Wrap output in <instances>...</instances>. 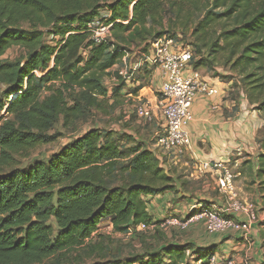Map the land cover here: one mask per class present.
I'll return each mask as SVG.
<instances>
[{
  "label": "trees",
  "instance_id": "16d2710c",
  "mask_svg": "<svg viewBox=\"0 0 264 264\" xmlns=\"http://www.w3.org/2000/svg\"><path fill=\"white\" fill-rule=\"evenodd\" d=\"M97 18L111 25L102 43L88 31ZM164 36L193 47L194 68L235 72L264 119V0H0V264H190L188 248L196 259L214 253L163 236L146 198L176 190L175 179L132 135L91 128L47 160L17 165V156L56 141L50 132L60 120L71 129L94 110L109 113L106 101H116L127 82L113 72L119 82L111 98L106 77L127 53H146ZM15 47L23 54L4 59ZM142 79L128 92L136 96ZM258 143L254 175L264 205V136ZM105 221L159 242L113 255L106 236L95 239ZM258 223L264 251V220ZM140 224L156 227L138 231Z\"/></svg>",
  "mask_w": 264,
  "mask_h": 264
},
{
  "label": "crops",
  "instance_id": "0c3cea01",
  "mask_svg": "<svg viewBox=\"0 0 264 264\" xmlns=\"http://www.w3.org/2000/svg\"><path fill=\"white\" fill-rule=\"evenodd\" d=\"M140 52L141 48L133 49L131 56H139L141 55ZM131 63L133 62H129V64ZM121 64H123V66L125 65L123 59ZM145 67H147L148 70L147 73H145V76H143V85L135 96V98L139 100L144 99V95L147 94L148 86L144 82L145 77H149L148 79L152 77L153 80L151 81V87L157 85L160 90L164 81V76L160 68L152 64L146 63L137 74L141 73V70ZM206 73L212 81L219 85L221 92L214 97L199 94L195 98L192 107L194 119L188 126L191 136V144L182 154L164 152L158 148L156 144L151 146L146 144L144 140L139 139L135 136V134H131L137 141L142 142L146 147L161 158L166 171L175 179L174 184L176 185V190H169L163 194L149 196L146 198L149 212L153 215L156 221L165 219L159 218V214L161 217L167 213L169 215H178V213L187 215L188 210L193 206L207 204V202H210V204L216 208L219 207L221 210L229 205V195L227 192H224L219 185V177L222 172V167H219V164L224 167H228L230 170L233 166L240 165L241 162V165L244 164L247 160L245 161L243 157L238 159L236 155L237 152L242 153V151H244L247 154L253 155L249 158L251 161L248 165L250 170L255 172L261 150L258 142L254 143L253 115L254 113H257L259 116L261 115L258 111H252V106L254 105L251 104L247 98H245L246 94L244 87L236 74L228 71L224 72V74L218 71V75H214V73ZM224 76L230 77L225 78ZM114 78H116V75ZM133 78H125L127 84H129L130 87H136V84L139 86L140 82L138 81L135 83ZM122 93L123 95L124 93H127L128 96L134 95L127 91H123ZM149 98V100H153L157 99V96L153 95L152 97L151 95ZM244 166L248 167L247 164ZM234 174L236 190L239 189L242 191L243 185H239L240 181L236 180V173ZM199 185L202 186V189H199ZM249 188L250 189H246L249 193L252 191V198L251 201H249L255 204L259 212L260 221H263L264 205L261 202V193L259 191L258 182H256V185H252ZM201 190L217 191V194H213L212 192L210 195L206 193L205 195L207 196H205ZM176 196L186 197L184 201H186L187 204H185L184 201H176ZM249 201L248 199L246 200V202ZM183 207L185 208L183 209ZM170 209L172 212H167L170 211ZM164 211L167 213H164ZM232 215L236 216L240 220L245 219V216L240 213H232ZM106 222L110 223L109 221ZM259 223L254 224L252 227L250 233V244H248L245 240L243 232H236L237 234L233 236H222L218 242H214L212 244L215 245L223 242L219 247L225 252L226 256L224 257L235 258L238 256L239 262L245 264V256L249 253L251 258L249 260L250 264H260L264 257V251L261 248L262 240ZM192 243L194 244L195 242ZM204 246V243H201L199 247L204 248L205 251L210 250L209 248L211 246ZM230 247L232 248L229 250ZM232 252H235L236 255L234 256Z\"/></svg>",
  "mask_w": 264,
  "mask_h": 264
},
{
  "label": "built area",
  "instance_id": "2783aa9c",
  "mask_svg": "<svg viewBox=\"0 0 264 264\" xmlns=\"http://www.w3.org/2000/svg\"><path fill=\"white\" fill-rule=\"evenodd\" d=\"M107 17V15H104ZM128 23V21H125ZM88 31L96 43H102L111 39V25L105 24L102 18H97L88 24ZM139 60L129 64L126 54L123 57L125 65L117 71L126 79L133 78L145 63L160 68L164 81L160 90L161 99L159 105L164 117L165 125L162 131L156 132L153 137L154 144L164 152L182 154L191 144V136L188 130L189 124L194 119L193 102L197 95L203 94L214 97L220 94L221 89L208 75L192 65L193 51L189 45H183L173 37H160L154 39L148 52H140ZM140 118L151 120L152 112L147 103H139L135 107ZM222 167L219 177V185L227 192L230 203L222 210L209 209L204 205L193 206L184 218L171 216L160 222L162 227H178L185 229L191 223L205 221L209 234L227 233L231 231L243 232L247 242L250 241L252 227L260 219L254 203L242 202L238 199L235 188V176L228 167ZM232 213H240L244 220L237 219ZM110 225H112V222ZM156 224H140L138 231H151ZM134 228H130L127 235L130 236ZM190 264H237L234 257H218L213 253L207 260L194 256L191 250H186ZM249 253L245 256V264H250Z\"/></svg>",
  "mask_w": 264,
  "mask_h": 264
},
{
  "label": "rangeland",
  "instance_id": "374dc122",
  "mask_svg": "<svg viewBox=\"0 0 264 264\" xmlns=\"http://www.w3.org/2000/svg\"><path fill=\"white\" fill-rule=\"evenodd\" d=\"M185 45H188V44L186 43ZM190 47L193 51V47L192 46H190ZM23 52L24 51L22 48L15 47V48L8 50L6 52V54L3 56V58L4 59H15V58L20 57L23 54ZM131 54H132V52L129 53L130 57L128 58V63L129 62H135V61L139 60L140 55L132 57ZM122 66H123V64H121V63H119L118 66L115 65L114 68L111 70V72H112L111 75L107 76L105 79V84L109 88L108 89L109 90V97H111V98H112L113 92L116 89L117 83L119 82L116 80L117 76H116V78H114L116 74H113V72L122 68ZM147 70L148 69L143 68L141 70L142 72L135 75L133 79H135V78L138 79L140 76H145V73H147ZM200 70L203 72V74L207 75V73H206L207 71L204 68H200ZM218 71H220L221 73L224 74V72H226V69H225V67H219ZM211 72H213V71H211ZM37 74L41 75L42 72L38 71ZM234 74H236V73L234 72ZM231 77H232V75H231ZM237 77H239V76H237ZM148 78L149 77H145V80H144V82L148 86L147 94L144 95L145 97H143L144 99L139 100V99L135 98V95L128 96L127 93H124V95L122 93V95H120V97H118V99L116 101H113L111 99L106 101L105 104L110 111L109 113H103V112H99V111L94 110L88 119L83 120V121H78L76 123V125L71 129H65L63 126L62 120H60L50 132L51 134H59V137L56 139V141L49 143V144H46V145L39 146L33 150H30L27 153H24L22 155L17 156V165L20 166L21 168H25V167H29L36 160H41V159L47 160L48 158H50V156L59 152L67 143H69L73 139L77 138L78 136L83 135L87 130H89L91 128H99L104 132L112 131V132H114V137L115 136L117 137L119 135L124 136L123 134H126V135L135 134V136H137L139 139L144 140L146 142V144L153 146V144H154L153 137L156 134V132L163 130L164 125H165V121H164V117L162 115V111H161V108L159 105V100L161 99L160 88L157 85L151 87L152 86L151 81L153 79H152V77L150 79H148ZM225 78H227V77H225ZM136 86H137V84H136ZM127 87H129V88H124L123 91L128 92V90L132 86L130 87L129 84H127ZM152 91H153V94H152ZM245 94H246L245 98H247V100L249 101L246 91H245ZM151 95H152V97H153V95H156L157 99L149 100L150 99L149 96H151ZM142 102L147 103V105L151 109V112H152L151 120L140 118L137 115L135 107L137 104L142 103ZM112 104L114 105V107L112 106ZM252 107H253L252 111H254V110L258 111L257 109H255V107H256L255 105ZM258 112L261 115L260 111H258ZM3 114H4V111L0 112V116H2ZM259 117L262 119H260ZM253 118H254L253 136L255 137V140H254V143H255V142H258L259 138L264 136V119H263L262 115L259 116L257 113H254ZM255 146H256V144H255ZM236 155H237L238 159L243 157L245 161L247 160L244 164L241 165V163H242L241 162L240 165L233 166L231 168L234 176H235L234 173H236V177H237L236 180L240 181L239 185L240 186L243 185L242 191H240L239 189L236 190L238 193V199L242 202H246L247 199H248V201L249 200L251 201V198H252L251 192L252 191L249 193V192H247L246 189H250L249 188L250 186L256 185L255 175H254L255 172L253 170L251 171L249 168V165H248V163L251 161V159H249V158L253 155L247 154L244 151H242V153L237 152ZM245 164H247L248 167H245L244 166ZM256 168H257V166H256ZM243 169H244V172H243ZM238 172H239V175H238ZM234 185H235V183H234ZM199 187H200L199 189H202V186L199 185ZM235 188H236V185H235ZM201 192L204 193V195L206 193H208L210 195V193L213 192V194H215L217 191H211V190L203 191V190H201ZM205 196H207V195H205ZM185 199H186V197L176 196V201H184ZM253 202H254V200H253ZM184 203L187 204L186 201H184ZM203 205L205 207H207V206L209 208L211 207L210 209L221 210V209H219V207L216 208L215 206L211 205L210 202H207V204H203ZM184 208L185 207H183V209ZM189 210H188V213H189ZM167 212L171 213L172 211L170 209V211H167ZM167 212L164 211V213H167ZM257 212H258V209H257ZM165 215H163L161 217L159 214V218H165L166 219V218H169L171 216H179V218L182 219V218L186 217L188 214L185 215L183 213H180V214L178 213V215H172V214L169 215L167 213ZM167 216H169V217H167ZM148 233L149 232L145 233V234H147V237H145V241H143L141 239V237L135 235V233L128 236L127 233L115 232L113 229V226H111L110 223L105 221L103 224L100 225L99 230H98L97 234L95 235V239L97 238L98 234H102V235L106 236V246H108L111 249L113 255L114 254L119 255V253H122L123 257H128V256H132L135 254L142 253L145 249H147V247L157 246L159 241L155 240L154 238H151L150 237L151 235ZM162 233H163V236L166 235V238L169 237L171 241L174 240L176 242H180L183 244L188 243L191 247H194V248H198L201 243H204V245H205L204 247H209V246L213 245L212 243L218 242V240H220L222 236L223 237L226 235L233 236V235L237 234L235 231H231V232H227V233H219V234H215V235H210L207 233L204 220L191 223L185 229L178 228V227L174 228L173 226L166 227L164 232H162ZM152 234H153V232H152ZM157 235L162 237L161 234H157ZM163 241L165 242L166 239L164 238ZM192 242H195V243L193 244ZM222 243L223 242L213 245V248L215 249L214 253L220 258L226 256L225 252L222 251V249L219 247L220 244H222ZM250 243L251 242H248V244H250ZM231 248L232 247H230L229 250ZM232 254L234 256L236 255L235 252H232ZM243 258H244V256H243ZM241 259H242V257H241ZM235 260H236L237 264H242L239 262L238 256L235 257ZM90 261L91 260L89 259V260L84 261V262L90 263ZM252 261H253V259H252ZM57 263H58L57 260L51 259L49 261H46L43 264H57ZM63 264H65V263H63Z\"/></svg>",
  "mask_w": 264,
  "mask_h": 264
}]
</instances>
